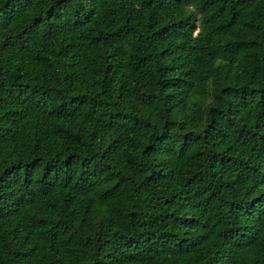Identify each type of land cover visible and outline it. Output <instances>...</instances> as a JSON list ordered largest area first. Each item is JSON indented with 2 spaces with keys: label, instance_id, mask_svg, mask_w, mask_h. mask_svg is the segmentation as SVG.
I'll return each instance as SVG.
<instances>
[{
  "label": "trees",
  "instance_id": "1",
  "mask_svg": "<svg viewBox=\"0 0 264 264\" xmlns=\"http://www.w3.org/2000/svg\"><path fill=\"white\" fill-rule=\"evenodd\" d=\"M0 264H264V0H0Z\"/></svg>",
  "mask_w": 264,
  "mask_h": 264
}]
</instances>
